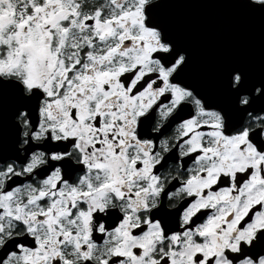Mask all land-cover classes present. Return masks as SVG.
I'll list each match as a JSON object with an SVG mask.
<instances>
[{
	"label": "snow or ice",
	"instance_id": "6c2138e0",
	"mask_svg": "<svg viewBox=\"0 0 264 264\" xmlns=\"http://www.w3.org/2000/svg\"><path fill=\"white\" fill-rule=\"evenodd\" d=\"M0 264H264V0H0Z\"/></svg>",
	"mask_w": 264,
	"mask_h": 264
},
{
	"label": "flooded vegetation",
	"instance_id": "af4514ba",
	"mask_svg": "<svg viewBox=\"0 0 264 264\" xmlns=\"http://www.w3.org/2000/svg\"><path fill=\"white\" fill-rule=\"evenodd\" d=\"M189 15L200 23L230 21L229 13L222 8L205 6L190 10Z\"/></svg>",
	"mask_w": 264,
	"mask_h": 264
},
{
	"label": "water",
	"instance_id": "95a60500",
	"mask_svg": "<svg viewBox=\"0 0 264 264\" xmlns=\"http://www.w3.org/2000/svg\"><path fill=\"white\" fill-rule=\"evenodd\" d=\"M229 23L230 21H223V22H207V21L205 22L204 21V23L202 24H204L205 26L211 29H214L218 33L221 40L224 42H227L230 39L228 32H227V27ZM244 43L247 47L258 51L259 43H260L259 35L255 34V35H250V36L245 37Z\"/></svg>",
	"mask_w": 264,
	"mask_h": 264
}]
</instances>
